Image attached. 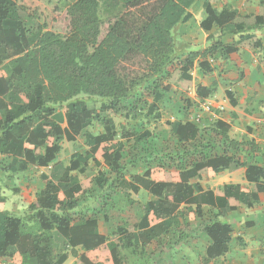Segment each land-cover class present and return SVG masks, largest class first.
Here are the masks:
<instances>
[{
	"label": "trees",
	"instance_id": "16d2710c",
	"mask_svg": "<svg viewBox=\"0 0 264 264\" xmlns=\"http://www.w3.org/2000/svg\"><path fill=\"white\" fill-rule=\"evenodd\" d=\"M197 1L105 0L102 5L99 0H76L68 8L70 32L63 36L48 30L53 11L49 4L0 0V154L10 160L2 168L13 176L30 167L49 169L44 189L24 218L5 210L0 186V264H65L69 257L77 258L75 264H126L121 246L148 247L158 237L156 229L145 233L134 228L117 231L116 239L99 231L93 209L74 212L92 183L104 188L109 182L105 183L102 173L94 174L91 162L100 168L103 160L113 178L112 192L125 188L134 194L150 193L154 199L144 206L146 223L164 233L179 226L180 217H185L182 206L189 216L194 212L202 218L200 206L192 207V195L199 186L190 181L204 170L211 169L214 175L221 169L247 166L246 178L255 184L252 193L238 185L225 186L224 194L216 196L224 201L219 208L223 216L238 203L252 206L259 200L264 192V167L229 156L231 150L238 152L253 142L231 139L230 127L222 121L216 122L213 140L206 144L197 125L168 122L178 146L163 153L143 175L126 177V146L117 140L113 117L134 118L143 110V89L155 98L171 86L191 88L190 72L197 61L209 71L201 59L218 54L228 58L238 51L239 46L215 42L202 52H178L183 44L176 31ZM217 1L205 0L206 22L210 28L217 24L223 35L238 33V26L246 22L239 21L230 8L215 10L212 2ZM255 47L260 45L255 43ZM213 93L212 88H197V96L203 99ZM98 100L103 101L100 106ZM94 122L103 125L102 133L86 131ZM121 136L133 148L146 137L129 131ZM79 138H84L88 150L74 153L68 166L58 162L63 142ZM75 171L87 180L81 182L72 174ZM206 196L214 198L215 194ZM230 199L236 205L229 204ZM203 231L212 241L203 259L210 264L228 253L231 234L219 222Z\"/></svg>",
	"mask_w": 264,
	"mask_h": 264
},
{
	"label": "crops",
	"instance_id": "0c3cea01",
	"mask_svg": "<svg viewBox=\"0 0 264 264\" xmlns=\"http://www.w3.org/2000/svg\"><path fill=\"white\" fill-rule=\"evenodd\" d=\"M212 7L218 12L224 8L235 10L239 21L246 22V25H239L238 33L236 34L225 35L222 34V30L217 24H213L210 28V25L206 22L208 14L205 0H200L198 5H194L188 10L184 22L176 31L178 40L183 44L178 49V52L185 55L188 52H202L215 42L239 46L238 51L231 54L228 58H223L218 54L213 58L201 59V62H207L204 68L210 67L209 71L202 69L197 61L190 72L193 78L191 88L185 90L184 88L171 86L169 92L174 88L173 93L177 95L175 97L176 101L171 104L172 107L176 108L175 113L177 114V118L173 121L195 124L192 119H201L206 114L205 107H208L209 110L214 109L216 114L215 121H222L230 127L229 136L231 139L245 144L253 142L251 145H245L238 152L231 150L229 156L235 155L234 157L248 165L264 167V0H218L217 2H212ZM249 38L251 39L243 40ZM255 43H258L260 47L256 48ZM199 86L212 88L214 93L205 99L198 97L196 94L195 98H199L198 103L200 101L203 102V105L197 106L193 102L195 98L193 96L190 97L188 93L189 90L197 92ZM160 93L162 96L168 92ZM182 96H185L187 100L183 101L181 99ZM216 122L213 123L211 132ZM208 132L210 133V131ZM211 140H213V135L208 140H204L203 143L206 144ZM217 141L219 142L220 139ZM72 155L70 156V161ZM246 170L247 166L237 170L221 169L212 175L210 173L212 170L208 169L202 171L200 177L190 181V184L199 186V191H195L192 195L195 200V204L192 206L193 210H196L197 205H199L203 213L202 218H198L194 212L191 213V216L196 220L202 221L204 224L203 230L213 222H219L231 234L228 253L221 258L213 260L210 264H264V192L259 194V200L254 202L252 206L238 203L237 207L226 216H223L219 209L223 206L224 201H220L216 197L224 194L225 186L227 185H238L244 191L250 193L255 191V184L246 178ZM28 171L14 176L3 172V175H7L13 184L15 177L24 175ZM72 174L83 182L79 175L84 174L80 173V171H75ZM1 176L0 174V186L3 196L6 197L5 210L9 212L7 208L9 195L4 191ZM43 179L45 181V178ZM44 187L45 184L39 188L36 193V199L38 193ZM141 192L149 194L151 200L154 199L147 191L141 190L139 193ZM209 192L215 194L214 198L206 196ZM15 194L17 195L18 193ZM229 204L236 205L234 199H230ZM9 213L11 214V212ZM98 222L99 231L101 232L100 221L98 220ZM205 238L207 240V249L212 244V241L206 234ZM122 248L123 246H121ZM82 252L80 250V253ZM71 258L75 259L76 262L77 258Z\"/></svg>",
	"mask_w": 264,
	"mask_h": 264
},
{
	"label": "rangeland",
	"instance_id": "374dc122",
	"mask_svg": "<svg viewBox=\"0 0 264 264\" xmlns=\"http://www.w3.org/2000/svg\"><path fill=\"white\" fill-rule=\"evenodd\" d=\"M45 4H49L52 13L47 20L48 30L67 35L70 32V20L68 16V8L76 0H39ZM104 5L105 0H99ZM198 0L195 5H198ZM103 18L108 14L104 11ZM163 85L165 79L162 81ZM171 92L165 93L162 96L152 98L146 89H143V98L145 108L140 110L133 118L123 115L114 116V122L118 131L117 140L123 141L126 146L125 162L128 164L126 177L143 174L150 166L160 161L163 153H170L178 146V142L170 133V127L167 122H171L177 118L176 108L171 104L176 101V94ZM192 90H189V92ZM189 95V93H188ZM181 99L186 101V97ZM198 97L193 102L197 106L203 105V102L198 103ZM197 101V102H196ZM102 100H98L100 106ZM149 105V107H148ZM155 107L153 111L152 107ZM205 117L192 121L200 128L201 135L204 139L211 137V127L216 121L215 110L205 111ZM151 114V115H150ZM212 123V124H211ZM210 124V125H209ZM209 126V127H208ZM93 134L103 132V125L99 122H94L86 130ZM125 131L136 133L137 135H146L140 140V143L133 148L130 142L122 140V134ZM210 131V133L208 132ZM204 141V140H203ZM88 147L85 144L84 138H79L75 143L63 142V151L58 157V162L65 164L70 163V156L75 153H85ZM72 158V157H71ZM101 167L97 168L91 162V167L94 168V174L102 173L105 178V187H99L98 182L92 183L89 192L81 197L78 205L75 206V213L90 212L94 210L98 220L100 221L101 232L107 236L115 235L117 231L129 229L137 232L148 233L152 229H156L158 237L152 240L148 247H126L121 249V254L126 264H204L205 250L207 240L203 232L204 224L202 221L196 220L193 216L187 214L186 207H182V212L185 217H180V224L169 232L164 233L160 227L151 228L146 223V214L144 210L145 204L151 200L149 194L141 192L134 194L131 190L125 188L114 189L111 191L109 184L113 178L109 174V170L104 166L103 160H100ZM9 163L7 157L0 154V174L1 183L4 186V191L9 195L7 198V208L11 214L24 218L30 214L29 205L36 200V193L39 188L45 184L43 178L49 174V169L31 168L26 174L20 175L12 180L3 175V168ZM78 174V173H77ZM81 180L85 182V175H79ZM110 177V179H109ZM94 178V177H93ZM92 179V178H91ZM15 193H18L17 195ZM112 238V239H115ZM75 259L69 258L66 264H74Z\"/></svg>",
	"mask_w": 264,
	"mask_h": 264
},
{
	"label": "built area",
	"instance_id": "2783aa9c",
	"mask_svg": "<svg viewBox=\"0 0 264 264\" xmlns=\"http://www.w3.org/2000/svg\"><path fill=\"white\" fill-rule=\"evenodd\" d=\"M189 96H190V97H192V96L195 97V96H196V92H195V90L190 91V92H189ZM205 108H206V111H209L208 107H205Z\"/></svg>",
	"mask_w": 264,
	"mask_h": 264
},
{
	"label": "clouds",
	"instance_id": "9594fccd",
	"mask_svg": "<svg viewBox=\"0 0 264 264\" xmlns=\"http://www.w3.org/2000/svg\"><path fill=\"white\" fill-rule=\"evenodd\" d=\"M196 92V91H195ZM196 94H197V92H196ZM195 98V97H194Z\"/></svg>",
	"mask_w": 264,
	"mask_h": 264
}]
</instances>
